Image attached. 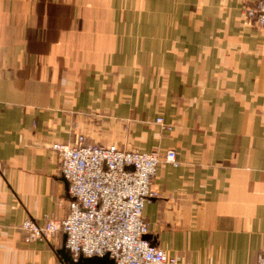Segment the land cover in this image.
<instances>
[{
    "label": "crops",
    "instance_id": "0c3cea01",
    "mask_svg": "<svg viewBox=\"0 0 264 264\" xmlns=\"http://www.w3.org/2000/svg\"><path fill=\"white\" fill-rule=\"evenodd\" d=\"M258 0H0V264L73 261L54 143L173 150L146 239L179 264H256L264 247V30ZM162 118L163 129L155 123Z\"/></svg>",
    "mask_w": 264,
    "mask_h": 264
},
{
    "label": "built area",
    "instance_id": "2783aa9c",
    "mask_svg": "<svg viewBox=\"0 0 264 264\" xmlns=\"http://www.w3.org/2000/svg\"><path fill=\"white\" fill-rule=\"evenodd\" d=\"M246 19L264 30V0L245 11ZM165 130L162 118L155 120ZM59 173L68 184L67 213L60 221L31 219L20 225L28 239L50 240L62 232L73 261L108 256L113 264H179L145 237L144 205L157 197L153 179L161 163L178 166L173 150H120L114 145L87 144L82 136L74 144L54 143ZM256 264H264V247Z\"/></svg>",
    "mask_w": 264,
    "mask_h": 264
},
{
    "label": "water",
    "instance_id": "95a60500",
    "mask_svg": "<svg viewBox=\"0 0 264 264\" xmlns=\"http://www.w3.org/2000/svg\"><path fill=\"white\" fill-rule=\"evenodd\" d=\"M65 241H66V237L64 236V244ZM61 255L62 256L66 255L65 247L62 248ZM79 262L80 263L82 262L84 264H113V262L108 258V256H104L102 258H91V259L80 257Z\"/></svg>",
    "mask_w": 264,
    "mask_h": 264
}]
</instances>
